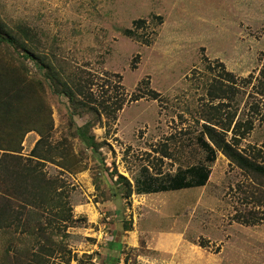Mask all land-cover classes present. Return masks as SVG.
<instances>
[{
    "label": "rangeland",
    "instance_id": "obj_1",
    "mask_svg": "<svg viewBox=\"0 0 264 264\" xmlns=\"http://www.w3.org/2000/svg\"><path fill=\"white\" fill-rule=\"evenodd\" d=\"M0 17L30 25L88 104L73 108L26 60L29 74L45 82L52 128L38 152L45 159L34 157L36 130L15 158L0 153V175L34 168L45 175L30 177L28 198L13 197L0 180V205L13 198V216L0 212V264H40L41 246L55 244L48 264H264V177L220 150L207 163L197 142L222 63L247 89L234 102L236 119L254 118L250 132L237 134L240 150L264 163V95L253 88L264 66V0H0ZM11 56L18 57L14 48L0 50ZM88 123L98 150L77 134ZM202 163L211 169L205 186L138 192V180L168 183ZM25 207L35 217L31 231ZM20 251L27 253L19 261Z\"/></svg>",
    "mask_w": 264,
    "mask_h": 264
},
{
    "label": "trees",
    "instance_id": "obj_2",
    "mask_svg": "<svg viewBox=\"0 0 264 264\" xmlns=\"http://www.w3.org/2000/svg\"><path fill=\"white\" fill-rule=\"evenodd\" d=\"M136 22L143 21L138 20ZM124 32L131 36L136 34L135 30L131 28L125 29ZM10 48H14L18 52V57L11 56V60H5L0 57V153L4 156V159L5 157L15 158L13 152H20L25 135L32 130H36L41 134L42 138L33 149L34 157L45 159V155H40L38 152H41L39 149L40 144L44 142V133L52 128L51 112L48 103L43 98L45 82L43 83V80L36 79L29 74L26 60H34L40 70H45L46 77L51 80L52 89L57 93L66 94L70 98L73 108L82 106V104L85 107L88 106L81 99L84 91L82 86L80 87V83L75 84L78 90H75L67 83L59 68H56V64L51 62L50 56L41 51L40 36L30 25L17 22L10 23L0 17V50L10 51ZM220 66L223 68V73L221 71L220 75L211 80L208 85L209 101L203 109L204 123L200 134L197 136V142L206 151L207 163L214 162L217 158V152L220 150L240 167L251 171L255 175L264 177V163L254 161L245 155L239 147L241 139L237 136L238 132L246 134V132H250L254 128V118L244 119V117L238 116L236 119L238 108H236L234 102H236L239 92L242 95L241 97L244 98L247 89L237 88V78L233 72L227 71L222 63ZM256 80H258L257 85L255 87L253 85V88L264 95V66ZM244 83L249 88L250 84L253 83L252 75L244 79ZM248 96H254V93L249 92ZM45 111H47V115H44ZM90 129L91 124L88 123L80 127L77 134L91 150H98L100 143H98L94 134L90 132ZM230 130L234 132L231 136H229ZM36 172L37 168H34L31 173L27 175L21 174L19 178L12 172L9 174L2 172L0 180L2 179L3 184L7 183L4 188L12 193L13 197L28 198L29 196L27 197V195L32 194L30 177L32 179L36 177L41 181L45 176L42 171L38 175H36ZM210 173L211 169L207 164L194 165L186 170H178L174 176L170 177L168 183H157L152 178L146 181L138 180V183L142 186V189L138 192L152 193L205 186L210 178ZM11 177L15 179L13 185H10ZM2 200H4V203L0 205V212L6 211L7 215L12 217L13 198L7 196ZM29 208L25 207L30 212L26 214L24 224L31 231V225L34 223H31V220L35 217L31 213L33 210ZM55 215L61 216L59 214ZM19 218L20 222H22V217ZM63 218L65 221L72 220L70 207ZM57 228L60 231L62 230L59 225ZM35 234H42V232H35ZM47 237L52 242V237ZM56 246L57 244L47 248L46 245H42V251L39 252L42 257L36 261L40 264H48L50 257L55 255L57 251ZM58 247L62 249V247ZM12 248L13 245L11 246ZM13 249H16V247ZM10 251L7 250V254ZM29 252L36 254V252L32 251V248L29 249ZM26 253V251L24 253L20 251L17 259L20 261ZM47 256L50 257L48 258ZM30 264L36 263L31 261Z\"/></svg>",
    "mask_w": 264,
    "mask_h": 264
}]
</instances>
